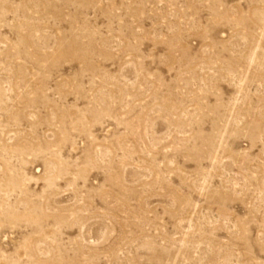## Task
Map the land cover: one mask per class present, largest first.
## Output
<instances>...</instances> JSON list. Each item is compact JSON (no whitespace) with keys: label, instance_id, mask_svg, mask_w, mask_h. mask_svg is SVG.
<instances>
[{"label":"rangeland","instance_id":"obj_1","mask_svg":"<svg viewBox=\"0 0 264 264\" xmlns=\"http://www.w3.org/2000/svg\"><path fill=\"white\" fill-rule=\"evenodd\" d=\"M0 264H264V0H0Z\"/></svg>","mask_w":264,"mask_h":264}]
</instances>
